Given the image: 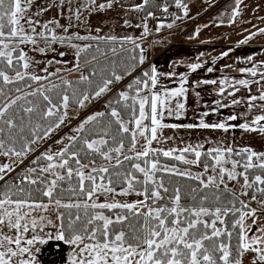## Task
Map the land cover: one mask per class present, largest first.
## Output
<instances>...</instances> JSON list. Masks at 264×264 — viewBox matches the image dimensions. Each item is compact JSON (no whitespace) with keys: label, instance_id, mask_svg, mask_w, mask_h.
Listing matches in <instances>:
<instances>
[{"label":"snow or ice","instance_id":"snow-or-ice-1","mask_svg":"<svg viewBox=\"0 0 264 264\" xmlns=\"http://www.w3.org/2000/svg\"><path fill=\"white\" fill-rule=\"evenodd\" d=\"M117 2L49 0L33 12L34 0H0V264H36L34 245L45 242L47 226L72 246L70 264H244L245 257L264 264V152L210 140L177 143V136L165 135L180 129L264 133V59L247 56L250 66L236 69L242 78L198 82L217 85L220 99L192 123L168 122L186 117L187 74L168 87L162 78L177 74L151 65L108 98L104 111L87 115L34 155L68 123L73 109L112 92L145 63L143 35L78 31L80 23L87 26L86 14ZM150 4L141 0L127 10L141 12ZM243 4L232 0L218 23L235 24ZM171 6L180 15L164 4L161 11L173 23L158 22L157 31L188 16L185 0H171ZM49 10L55 15L41 20ZM147 18L154 12L136 25L143 34L149 33ZM258 36L264 28L239 43ZM60 48L72 50L71 65ZM203 67L188 65L192 72ZM72 72L78 79L66 78ZM241 89L249 93L246 100L237 98ZM239 105L246 110L207 119ZM30 155V166L17 172ZM133 195L137 199H127Z\"/></svg>","mask_w":264,"mask_h":264},{"label":"crops","instance_id":"crops-1","mask_svg":"<svg viewBox=\"0 0 264 264\" xmlns=\"http://www.w3.org/2000/svg\"><path fill=\"white\" fill-rule=\"evenodd\" d=\"M194 1V0H191ZM222 0H212L210 7L202 14L203 17L210 9L215 7ZM174 6L169 7L173 9ZM242 14L237 18L235 24L220 25V19H213L209 23L202 25L197 15L194 19L184 17L175 21L172 28H161L156 30L158 22L166 24L165 19H172L173 16L162 18L158 14H154L155 18H150L151 27L147 36L150 40L149 50L145 51V63L155 65L161 73L175 72L177 75L172 79L162 78V82L168 87H175L176 81L180 74H187L188 80L185 85L188 89L186 102V117L181 121H168L179 123H192L194 117L201 111L206 110L205 106L213 105L214 101L220 99L217 95V85H209L198 83L206 79H221L224 76L229 78H242V74L236 71L239 67L250 66L246 62V57L253 55L257 60L264 59V36H258L250 40L247 44H240L239 41L247 36L250 32L257 28H264V0H244ZM212 12V11H211ZM176 14H179L176 10ZM180 15V14H179ZM146 17V16H145ZM170 23H173L171 21ZM185 25L184 27H181ZM176 34L171 37L162 36L168 31ZM199 34L196 35V30ZM154 34V36H153ZM171 35V34H170ZM145 50V49H144ZM228 52L227 56L222 53ZM214 61V63H213ZM202 63L203 68L197 69L195 72L189 70L188 65L192 63ZM144 63V64H145ZM208 67H213L214 71L207 72ZM198 94V95H197ZM252 95L257 94L256 88L253 87ZM249 93L241 89L237 98L247 99ZM245 106L239 105L235 109H222L219 115H213L207 119L215 121L222 116L230 114L232 111L244 112ZM237 121L234 123H240ZM166 136H177V143L181 140L185 143H197L204 140L221 142L228 145H235L237 148L246 146L257 152H264V133L245 132L239 128L233 129L228 133L221 131H212L205 129H180L179 131L165 130ZM260 211L259 205L255 202L251 205ZM259 219L264 221V216ZM51 226L44 228L41 238L44 243H37L34 247H38L39 251L35 253L36 264H70V253L67 251L63 240L61 247L54 244L51 236L55 234L51 230ZM58 232V230H57ZM60 243V244H61ZM244 264H250L247 257L244 258Z\"/></svg>","mask_w":264,"mask_h":264},{"label":"rangeland","instance_id":"rangeland-1","mask_svg":"<svg viewBox=\"0 0 264 264\" xmlns=\"http://www.w3.org/2000/svg\"><path fill=\"white\" fill-rule=\"evenodd\" d=\"M211 1L212 0H194V1L187 2L188 7H189V14L186 18H189V20H192L197 15H200V17H201L202 14L204 12H206L207 9L210 7L209 4H211ZM106 2H107V0H98V3H106ZM140 2H141V0H122L123 6L121 7V2H120V0H118V2L115 4V6L111 9H108V10L100 12V13H92L91 15L86 14L85 19L87 21V26H85L84 23H80L78 25V31L81 34H88L89 30H91V32L93 34H95V30L97 28H99L100 29L99 34H101V35L111 34V35H116L118 37H122L125 35L140 37L141 35H143V39L141 41H139V43H141V46L143 47V49H145V51L146 50L148 51L150 40H149L147 34H143L142 28L136 27L137 24H140L144 20L145 16H143L141 14V12H129L127 10L129 5L140 3ZM48 3H49V0H34L32 11L35 12V11L39 10L41 7L47 6ZM211 11L213 12V10L210 9L208 13H206L203 17L198 19L199 23L201 21L200 24L205 25V24L209 23V21L214 19L213 16L208 17V15L210 13H212ZM169 12L175 13L176 12L175 7H173V9H171V10L169 9ZM164 14H166V13H164ZM168 14L162 16V18L163 17L166 18V16H168ZM179 14H177V15H179ZM54 15H55V12L52 10H49L43 16H41L40 19L41 20H47V19L52 18ZM170 17H171V15H170ZM125 20H129V22L132 26L129 27V26L125 25V23H124ZM178 20H180V19H178ZM164 21H166V24H168L171 21H173V18L172 19H165ZM175 21H177V20H175ZM61 23H67V21L65 19H61ZM73 23L75 24L76 22L74 21ZM147 24H148V27L150 28L151 27L150 18H147ZM184 26L185 25H182L181 27H184ZM76 30H77V28L73 29V31H76ZM177 32H178L177 29L174 32L168 31V32L164 33L162 36L171 37L174 34H176ZM153 36H154V34H153ZM59 50H63L67 53V55L63 59L68 60L70 62V65H71V63L74 62V54H73L72 50L67 49V48H60ZM49 58H52V54H49L47 57H40L39 54H37V59H49ZM56 58L60 59V57H58V56ZM78 74H79L78 72H72V73H69L66 78L71 77V76H76ZM118 85H116L114 87H117ZM102 98L103 97H101L100 99H102ZM100 99L93 101L86 108L73 109L72 111L75 114L71 115V118L68 121V123L65 126H63L47 143L40 145L38 147L36 153L39 150H40V152L45 150V148L48 147V145H50L52 143V140L58 139L60 136H63L65 134H69L71 128L75 127L79 123L78 119L80 118V116L82 115L83 112H86L89 109H92V112L100 111V105L97 104L98 101H100ZM229 187L233 188L236 191L240 190L239 186L236 185L235 183H230ZM127 199H129L131 201V200L137 199V197L133 195V196L128 197ZM50 218L55 219V216L53 215ZM50 229L54 230L52 232H55V234L51 236L52 237L51 240H53L54 244L61 247L63 244L61 243V241L59 239L56 238V236L58 235L57 229L53 228V227ZM64 246L66 248V252L68 251L71 255V253L73 251L72 246L68 245V244H66Z\"/></svg>","mask_w":264,"mask_h":264},{"label":"trees","instance_id":"trees-1","mask_svg":"<svg viewBox=\"0 0 264 264\" xmlns=\"http://www.w3.org/2000/svg\"><path fill=\"white\" fill-rule=\"evenodd\" d=\"M189 1H191V0H185L186 3L189 2ZM164 4L171 5V0H151V4L149 6H147L144 11H141V14L143 16H146L147 11H153L154 14H158V13H160L161 8L164 6ZM231 7H232V0H222L215 7V9L213 10V12L208 15V17L209 16H213L214 19H221V18H223L222 17V14L225 13L227 11V9H229ZM128 47H131V45H128ZM149 67H150V64H148V63H145L143 65H137L135 71H132L131 72V75L125 76V78L122 81L117 82L114 86H116L118 84L119 85L117 87H114L113 86L112 92L106 94L102 99H100V101H98L97 104L100 105V111H104V103H105V101L108 98L112 97L115 93H117V92H119L121 90H124L126 88L127 84L131 83L132 80L136 76L140 75L143 70H146ZM85 74H87V73H85ZM120 74H122V73H120ZM78 77H79V74L76 75V76L68 77V79H73L74 80V79H78ZM92 113H93L92 112V109H89L87 112H85L83 115L80 116V118L78 119V122H80L87 115H90ZM39 152H40V150L36 154H34V155H38ZM32 158L26 160L20 167L16 168V171L19 172L23 168L28 167L29 164H30V162H31V159Z\"/></svg>","mask_w":264,"mask_h":264},{"label":"built area","instance_id":"built-area-1","mask_svg":"<svg viewBox=\"0 0 264 264\" xmlns=\"http://www.w3.org/2000/svg\"><path fill=\"white\" fill-rule=\"evenodd\" d=\"M29 166H30V164H29Z\"/></svg>","mask_w":264,"mask_h":264},{"label":"water","instance_id":"water-1","mask_svg":"<svg viewBox=\"0 0 264 264\" xmlns=\"http://www.w3.org/2000/svg\"><path fill=\"white\" fill-rule=\"evenodd\" d=\"M145 51V50H144Z\"/></svg>","mask_w":264,"mask_h":264}]
</instances>
